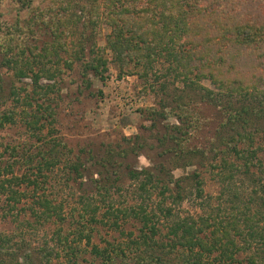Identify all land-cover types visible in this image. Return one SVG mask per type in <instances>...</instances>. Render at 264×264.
I'll return each instance as SVG.
<instances>
[{
  "label": "rangeland",
  "instance_id": "374dc122",
  "mask_svg": "<svg viewBox=\"0 0 264 264\" xmlns=\"http://www.w3.org/2000/svg\"><path fill=\"white\" fill-rule=\"evenodd\" d=\"M86 3L87 0H0V111L13 110L17 120L16 124L0 129V165L4 161L12 163L8 151H4L7 146L17 147L19 154L25 151L30 154L43 146L42 139L61 140L70 150L65 152L61 165L54 169L44 191L39 193H44L58 207L51 212L49 221H37L31 214L32 197L22 199L9 213L7 209L11 203L0 194V232L12 239V250L18 251L20 264H41L37 249L45 243L50 249L61 247L56 241L57 234L60 238L67 237V244L72 247L75 243L71 239L77 233H90V243L100 248H118V244L125 243L122 250L131 251L133 247L135 251L129 241L142 234L140 228H147L131 211L140 205H146V212L155 215L150 223L161 235H167L171 223L178 217L198 219L218 206L228 207L227 201L216 199L222 186L216 177L221 163L209 148L214 145L210 144L212 138L219 142L214 130L226 121L227 113L235 114L234 109L252 107L254 112L248 110L247 114H241L250 123L244 127L237 124L234 130L222 128L221 134L225 138L234 135L237 139V133L245 137L250 133L255 148H259V157L264 155V108H261L264 107V80L260 78L259 68L255 67L257 63L243 67L236 60L237 65L214 67L209 74L224 85L221 88L209 76L197 80L199 85L213 92L233 88L259 91L257 96L262 104L247 101L242 106L232 99V111L223 112L220 105L202 102L200 86L185 88L176 80L174 73H169L174 64L163 57L149 69L131 63L122 71L106 48L109 25L103 21L95 27L92 23H87L86 27L81 22L72 23L74 15L79 16L80 8ZM66 4H70L67 9ZM199 7L203 9H189L185 4L181 7L186 12L181 17L187 27L178 44H172L180 58L183 52L188 55L199 50L208 52L206 38L218 40V26L243 21L244 14H250L249 20L252 16L259 23L264 22V4L256 0H201ZM221 8H226L227 17L216 14ZM162 10L163 7H157V11ZM158 19V16L154 18L155 23ZM137 44L142 45L138 41ZM211 46L216 48L217 45L211 42ZM100 56L107 59L103 81L87 67L91 64L100 72L103 68L99 64ZM7 60L11 63H5ZM187 60L186 56L182 59L183 62ZM191 62L193 66L199 64L194 56ZM190 78L195 80L193 75ZM178 98L188 103L185 110L192 122L188 128L176 120L174 108ZM222 104L227 103L223 101ZM33 116H37L34 129L26 124ZM174 126L180 128H171ZM185 134L189 139L182 145L174 141L175 138L184 140ZM243 144L240 147L250 146L247 140ZM109 154L113 155L112 161L102 165L101 160ZM76 161L83 164L79 177L66 169ZM18 167H13V171ZM142 169L150 171L167 188L162 204L159 187L150 195L151 200L143 201L147 196L139 189L143 177L130 178L131 173ZM242 171L241 168L233 170L234 185H230V193L236 191L238 195L236 198L229 195L227 199L239 207L249 202L251 210L261 211L264 207H259L258 197L264 192ZM256 176L264 179V173ZM96 186L100 187L101 195ZM198 186L202 189V198L196 195ZM24 187L22 185L20 190ZM79 197H91L98 206L96 213L90 211L93 205L86 212L78 203ZM108 202L112 203L113 210L106 207ZM162 206L172 208V216L166 217L160 211ZM81 216L84 227L76 225L82 222ZM230 230L229 236L241 247L240 236L236 230ZM152 238L158 242L163 239ZM80 247L85 248L86 253L81 254L77 264H100L89 253L90 245L85 246L84 240ZM240 247L237 258L245 259L248 253ZM132 253L128 256H133ZM27 255L31 257L26 259ZM67 261L64 256L59 261L54 260V264H67Z\"/></svg>",
  "mask_w": 264,
  "mask_h": 264
},
{
  "label": "trees",
  "instance_id": "16d2710c",
  "mask_svg": "<svg viewBox=\"0 0 264 264\" xmlns=\"http://www.w3.org/2000/svg\"><path fill=\"white\" fill-rule=\"evenodd\" d=\"M200 1L146 0L140 2V0H102V2H99V0H87V3L80 8L79 16L74 15L75 20L72 23L78 24L81 22L84 27L87 26V23H92L95 27L98 22L103 21L109 25L110 33L106 37V48L112 54V61L117 63L122 71L127 69L131 63L135 66L144 65L149 69L155 61L163 57L165 61L174 64L175 67L170 68L169 73H174L176 80L178 79L185 88L200 86L202 102L220 105L223 112L232 111L231 108H234L231 103L232 99L237 100V103L242 106L247 101H256L262 104L259 96H257V94H260L257 89L241 91L240 88H233L225 92L220 90L219 92H213L199 85L197 80L205 79L207 76L212 79L209 73L214 67L237 65L236 60L239 61V66L243 67L247 64L257 63L255 67L259 68L260 78L264 80V22L259 23L252 16L249 20L250 14L247 13V15L244 14L246 18L243 21L230 26H218V40L206 38L208 52L199 50L198 53L191 52L189 55L187 52H183L181 58L174 52L172 44H178V39L183 36L182 34H185L187 27L181 17L186 13L181 9L182 5L185 4L186 7L193 10L203 9L199 7ZM244 1L247 2V0ZM256 1L264 4V0ZM160 6L164 10L157 11V7ZM68 7H70V4H66L65 9ZM89 9L91 11L88 15ZM216 14L225 18L229 13H226V8H221L216 11ZM156 16L159 19L155 23L154 18ZM158 23L161 24L154 27V24L157 25ZM137 41L142 43L140 47ZM211 42L217 45L216 48L211 46ZM185 56L189 60L183 62L182 59ZM192 56L196 57L199 62L198 65L193 66ZM99 61V64L103 67L100 72L91 64H88L87 67L93 75L103 81L105 79L103 71H105L107 59L100 56ZM188 62H190V65ZM5 63H11V60H7ZM181 68L182 70H180ZM191 75L195 77V80L190 78ZM212 81L218 88L224 86L214 79ZM223 101L227 104H222ZM25 103L29 105L27 100ZM187 106V102L178 98L174 114L176 120L188 128L192 125V122L191 117H188L189 113L185 110ZM248 110L254 112L252 107L248 109L243 106L241 109H234L235 114L227 113L228 118L226 121L214 130L217 134H215V137L219 136V142L214 138L210 142L214 145L209 150L214 153V157L218 158L221 163V168L218 170L216 177L222 186L216 199L227 201L229 203L228 207L221 208L218 206L216 210H212L206 216H201L198 219L178 217L176 221L172 220L173 223L168 228L167 235H161L159 230L155 229L154 225L150 223L151 218H154L155 215L146 212V205H140L137 208H131V211L134 213L135 218L139 219L143 226H147V228H140L139 232L142 234L139 233L140 235L134 236V240L129 241L134 245L137 255L134 254L133 247L131 248L133 253L122 250L125 243L118 244L120 246L118 248H100L90 243V233L83 232L84 234L77 233L75 238L71 239V242L75 243L73 247L67 244V237L60 238V234H57L58 239L56 241L61 244V247L53 246L50 249L45 243L43 247L37 249L40 255L39 262L41 264H54V260L59 261L60 258L66 256L68 258L67 264H77L81 254L86 253L85 248L80 247L84 240L85 246L90 245L89 253L93 255L94 259L99 260L100 264H264V208H261V211L258 208L251 210L249 202L239 207L232 200L227 199L229 195L232 198H236L238 195L236 191L230 193V185H234L232 172L237 168L243 169L242 172L249 176L253 185H259L262 188L261 191L264 192V179L261 176H256V174L264 173V155L262 158L259 157V148H255L252 134L249 133L245 137L237 133V139L234 138V135L225 138L221 134L222 128L230 127L234 130L237 124L244 127L245 124L250 123L245 117L241 116L242 113L247 114ZM15 115L16 112L13 110L0 111V129L5 125L16 124ZM26 124L33 129L37 127V116H33L32 121L29 120ZM171 128L179 129L180 127L174 126ZM185 135L187 137L184 140L175 138L174 141H180V145H182L183 142L189 139L188 135ZM246 140L249 141L250 146L240 147ZM41 143L43 146L41 145L42 147L38 151L36 148L30 154H28V151H25V154H19L20 152L15 146L5 147L4 151H8L9 158L13 160L12 163L4 161L0 165V194L11 203L9 209H7L9 213L15 209V205L20 203L22 199L32 197V206L34 207L30 206L31 214L37 218V221L42 219L49 221L52 217L51 212L57 210L58 207L54 206L44 193L41 195L39 193L44 191L54 169L61 165L62 158L66 156L65 152H70V150L61 140L42 139ZM221 146L222 148H220ZM195 150L201 151L199 148ZM195 150L193 151L195 152ZM112 156L103 158L100 163L106 165L107 162L112 161ZM15 158H18L19 161H16ZM237 161L239 164H237ZM114 162L115 160L113 164H115ZM13 167H18L16 172L13 171ZM67 167L69 173L79 177L83 164L76 161ZM23 168L26 172H18ZM253 168L257 171H251ZM140 177H143V180H140L139 189L145 196L147 195L143 198V201L151 200L152 196L150 195L159 187L158 193L161 196L162 204L165 200L167 188L150 171L142 169L138 173L130 174L132 180L140 179ZM22 185L25 187L21 191L20 187ZM99 189L100 187L96 186L97 193L101 195ZM256 193L257 191H254V194ZM196 195L199 198L203 197L202 189L199 186L196 189ZM222 195L225 196V199L222 198ZM258 200L261 201V204L258 203L259 207L261 205L264 207V195L259 196ZM173 201L176 202L175 199ZM78 203L82 204V208L86 212L91 205L94 206L90 210L93 214L98 210V206L91 197H79ZM205 204H208V201ZM106 207L113 210L111 202H108ZM160 211L164 212L166 217L172 216V208L162 206ZM59 219L62 221L63 218L59 216ZM82 219H84L83 216H81ZM83 222L84 220L77 222L76 225L83 226ZM230 229L236 230V233L240 236L242 248L229 236ZM142 230H145V232ZM169 235H174L175 238H168ZM153 236L163 239L158 242L152 238ZM108 245L112 247L113 244ZM238 247L247 251L248 254L245 259L237 258L239 256ZM12 249V239L0 232V264H20L17 260L18 251ZM128 253H132L133 256H128ZM142 253L144 254L141 255ZM30 257L31 255H27L26 259ZM58 264L62 263L58 262Z\"/></svg>",
  "mask_w": 264,
  "mask_h": 264
}]
</instances>
